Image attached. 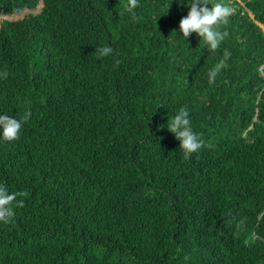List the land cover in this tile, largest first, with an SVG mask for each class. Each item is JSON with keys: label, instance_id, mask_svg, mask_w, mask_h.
Wrapping results in <instances>:
<instances>
[{"label": "trees", "instance_id": "16d2710c", "mask_svg": "<svg viewBox=\"0 0 264 264\" xmlns=\"http://www.w3.org/2000/svg\"><path fill=\"white\" fill-rule=\"evenodd\" d=\"M0 264H264V0H0Z\"/></svg>", "mask_w": 264, "mask_h": 264}]
</instances>
